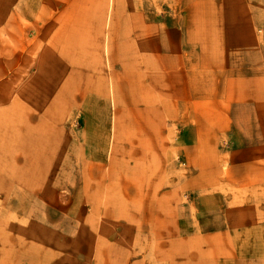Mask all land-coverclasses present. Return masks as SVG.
<instances>
[{
  "label": "rangeland",
  "instance_id": "1",
  "mask_svg": "<svg viewBox=\"0 0 264 264\" xmlns=\"http://www.w3.org/2000/svg\"><path fill=\"white\" fill-rule=\"evenodd\" d=\"M27 254L264 264V0H0V264Z\"/></svg>",
  "mask_w": 264,
  "mask_h": 264
},
{
  "label": "bare ground",
  "instance_id": "2",
  "mask_svg": "<svg viewBox=\"0 0 264 264\" xmlns=\"http://www.w3.org/2000/svg\"><path fill=\"white\" fill-rule=\"evenodd\" d=\"M7 40V39H6ZM9 40V39H8ZM8 42H10V41H8ZM33 60H34V57H33ZM44 69V68H43ZM42 81V80H41ZM30 82V81H29ZM29 84V83H28ZM31 84H32V82H31ZM109 86V85H108ZM25 87V85L23 86V88H22V91H24L23 89H25L24 88ZM27 87V86H26ZM19 90H21V89H19ZM32 90V89H31ZM25 93V92H24ZM21 94H23V93H21ZM26 94V93H25ZM28 95V94H27ZM112 95H113V93L110 91V98H111V102H113V98H112ZM27 97V96H26ZM25 97V98H26ZM29 98V97H28ZM21 99V98H20ZM24 100H26V99H24ZM114 114V113H113ZM115 133H116V131H115V127H114V121H113V124H112V126H111V130H110V139L112 140V142H113V140H114V135H115Z\"/></svg>",
  "mask_w": 264,
  "mask_h": 264
},
{
  "label": "crops",
  "instance_id": "3",
  "mask_svg": "<svg viewBox=\"0 0 264 264\" xmlns=\"http://www.w3.org/2000/svg\"><path fill=\"white\" fill-rule=\"evenodd\" d=\"M16 264H33V259L31 258V256H29V254H27L24 255L23 260H18Z\"/></svg>",
  "mask_w": 264,
  "mask_h": 264
}]
</instances>
